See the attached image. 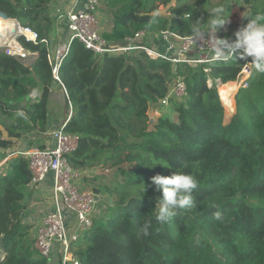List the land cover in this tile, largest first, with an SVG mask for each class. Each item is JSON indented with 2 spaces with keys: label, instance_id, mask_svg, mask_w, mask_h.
I'll use <instances>...</instances> for the list:
<instances>
[{
  "label": "trees",
  "instance_id": "trees-1",
  "mask_svg": "<svg viewBox=\"0 0 264 264\" xmlns=\"http://www.w3.org/2000/svg\"><path fill=\"white\" fill-rule=\"evenodd\" d=\"M260 3L253 1L249 17L264 15ZM55 4L0 0V16L18 20L38 35L36 43L21 38L25 48L38 54L31 67L0 50V158L6 159L23 138L30 150L47 148L51 90L54 85L65 88L73 105L66 131L80 137L71 165L85 171L102 163L115 178L106 186L112 206L74 247L78 263L264 264V73L252 64L248 87L236 95L229 124L218 82H236L251 58L233 56L194 67L151 59L144 51L95 56L75 41L60 67V84L47 47L65 36L53 14ZM102 4L113 14L112 31L103 33L110 45L124 46L144 31L138 43L164 52L155 36L166 35L170 41L193 36L191 24L207 21L204 10L211 0H100V11ZM161 6L168 16L158 14ZM218 35L230 38L222 28ZM193 57L195 53L189 55ZM180 80L187 95L181 101L170 99L174 110L167 114L162 102ZM33 91L37 100L29 98ZM16 151L7 172L0 174V240L6 253L0 264H49L33 248L32 227L23 222L27 204L40 190L30 186L29 160ZM156 159L172 169L152 167ZM175 170L193 174L199 188L193 194L195 205L178 210L162 226L154 218L160 193L150 178ZM141 182L147 187L143 198L136 187ZM146 220L152 221L147 237L141 230Z\"/></svg>",
  "mask_w": 264,
  "mask_h": 264
},
{
  "label": "built area",
  "instance_id": "built-area-1",
  "mask_svg": "<svg viewBox=\"0 0 264 264\" xmlns=\"http://www.w3.org/2000/svg\"><path fill=\"white\" fill-rule=\"evenodd\" d=\"M55 7L53 14L58 17L60 31L65 36L63 40L57 43H47V47L53 77L60 84V67L75 41L82 43L95 56L131 55L138 51H144L151 59L162 58L174 64L188 63L194 67L225 60L217 57L214 53L216 39H220L218 32L215 34L207 32L198 38L194 36L175 37L174 41H170L166 35H163L165 40L164 52L138 43L139 39L146 34L144 31L137 33L134 38L127 39V44L124 46L110 45L103 37L104 31L98 17L100 0H56ZM14 21L17 28L22 29L23 32L15 31L14 41L17 43L16 45L12 46L7 43L0 47V50L21 62L30 61L34 55L25 48L21 38H27L28 42L36 43L38 35L30 29L23 28L18 20ZM27 33L31 34L32 38L27 37ZM191 53H195V57L189 58ZM251 67L252 64L248 63L240 73V75L242 73L248 74V79L241 84L240 88H247L251 76ZM63 90L66 93V89ZM186 95V85L180 80L162 103L168 105L170 99L181 101ZM34 96L35 94H31L30 98L37 100L38 94L37 99H34ZM71 114L70 112L65 123L47 132V148L43 150L27 148L20 152L29 160V169L32 174L30 186L40 190L42 195H49L52 206V210L43 217L36 228L37 250L50 264H79L74 257L73 248L83 234L93 228L101 209L99 204L104 201V197L96 191L80 189L79 184L82 175L88 171H76L69 161L80 144L78 135L66 131ZM20 153L16 151L15 154ZM50 175L53 176V180L50 189L47 190L43 185ZM5 257V251L0 240V262Z\"/></svg>",
  "mask_w": 264,
  "mask_h": 264
},
{
  "label": "clouds",
  "instance_id": "clouds-1",
  "mask_svg": "<svg viewBox=\"0 0 264 264\" xmlns=\"http://www.w3.org/2000/svg\"><path fill=\"white\" fill-rule=\"evenodd\" d=\"M204 12L208 14L206 22L198 19L191 24L194 37L204 36L207 32L215 34L229 23V15L223 3L206 7ZM245 19L247 20L246 25L235 31L234 39H216L214 53L217 57L224 59L235 56L247 61L251 58L249 63L253 64L258 72L264 73V15ZM157 165L172 169L170 164L159 159L154 160L152 167ZM150 184L160 193L155 200L154 218L162 226L169 224L177 215L178 210L192 208L195 205L193 194L199 188V182L193 174L183 170H175L168 176L157 174L150 178ZM136 187L143 198L147 187L143 182ZM214 217L217 220L221 219V213L215 212ZM151 227V220H146L142 224L141 230L144 236L147 237L150 234Z\"/></svg>",
  "mask_w": 264,
  "mask_h": 264
},
{
  "label": "rangeland",
  "instance_id": "rangeland-1",
  "mask_svg": "<svg viewBox=\"0 0 264 264\" xmlns=\"http://www.w3.org/2000/svg\"><path fill=\"white\" fill-rule=\"evenodd\" d=\"M236 1L237 0H211V6H215L216 4H219V3H223L226 6L227 15H229V23L226 24L222 29L224 30L225 33H228L229 37L232 35V33H233V31L235 29H238V28L246 25L247 20L245 18L249 17V15L253 12L252 6H253V1L254 0H251L250 4H248V2H247V4L246 3L245 4L241 3V1H243V0H239L238 2H236ZM231 6H232V8H231ZM263 6H264V1L261 0V3L259 4L258 9H262ZM158 14H161V15H164V16L165 15L168 16L169 15L168 9L163 7V6H161L159 8V10H158ZM112 15L113 14L111 12H110V14L107 12V10L104 8L103 4H102L101 11H100V9H98V17L100 19L101 26H102L103 31L105 33L112 31V26H113V19H112L113 16ZM11 20H14V19H11ZM15 24H16V22H15ZM229 24H233L234 28L230 29L229 28ZM25 39L28 42L27 38H25ZM13 40H14V37H13ZM31 54H33L34 56L31 57L30 61L26 60V61L23 62V64L25 66H27V67H31L32 63L36 60V58L38 56V54H36V53H31ZM247 79H248V74L244 73V74H241L240 75V79L236 81L237 83L240 82V86L238 87V89L235 92V94H233V96H232L233 113H232L231 116L228 115L227 110L225 109V106H224V102L222 101V98H221L220 85L222 83L220 81L218 82L219 98L221 99V102H222V104L224 106V109H225V124H229L230 123L233 115L236 112V95L238 94V92L240 90L241 84L244 81H246ZM229 83H231V82H229ZM36 93L37 92L33 91V92L30 93V95L31 94L32 95L35 94V96L33 98L37 99V94ZM65 97H67V100L69 102L70 112L73 114V105L69 101V96H68V92L67 91L65 93ZM49 102H51V108H53L54 111L56 112V118H58L59 120H63V121L67 120L69 109L66 106L67 103H66V100L64 98V95H63L62 91L60 93H57V94L53 93L51 98L49 99ZM52 102H54V103L52 104ZM71 106H72V108H71ZM173 110H174V105L169 102V104L165 106V113L173 114ZM151 112H152V110L150 111V113ZM72 114H71V116H72ZM152 114L153 115H157L158 113L157 112H153V113H151V115ZM3 136L4 137L6 136L5 131H4ZM27 137H29V135ZM28 145H29V141L27 139L23 138L22 140L17 142V144L12 148L11 152H13L15 150H17L18 153L23 152V151H25V148ZM11 152L9 151L8 157L6 159L2 158V160H1V158H0V174L7 172L6 168L8 166V164H7L8 160L12 156ZM2 154H3V152H2ZM73 168H74V166H73ZM87 171H88V173H85L84 175H82L79 187H80V189H85V190H93L94 191V189H95V190L98 191L99 194L102 193V195L104 197V201L99 204L101 209L99 210L98 217H100V216L104 215L105 213H107V211H108L107 207H109L111 205V198L109 197V195L106 192V186L107 187L108 186H112L115 183V178L112 175V173L114 171L111 170V169H108L106 167V165H104L102 163L98 164L96 167H94L92 169H88ZM42 196H43L44 200H46V201L48 200L49 201V195L43 194ZM41 202H43V201H37V200L34 199L32 202L27 204L26 209H25L26 216L23 219V222L26 225H30L32 227V230H31V233H30V238L33 241V248L36 249V250H37V247H36V242H37L36 241V235H37L36 228L39 226V224H40L39 222L42 221L41 219H42L43 215H42L41 212L38 211L41 207L38 208L39 206L35 205V203L42 204ZM87 233H88V231L86 233H84L83 235L85 236ZM74 250H75V248H73V252H74ZM5 255H6V253H5ZM74 257H75V255H74Z\"/></svg>",
  "mask_w": 264,
  "mask_h": 264
},
{
  "label": "bare ground",
  "instance_id": "bare-ground-1",
  "mask_svg": "<svg viewBox=\"0 0 264 264\" xmlns=\"http://www.w3.org/2000/svg\"><path fill=\"white\" fill-rule=\"evenodd\" d=\"M11 19H5L0 17V47H3L4 44H11L12 46L17 44L14 42L13 37L15 31H19L20 33L23 32L22 29L17 28V24L15 21ZM27 37L32 38V35L27 33ZM244 74V73H242ZM240 86V82H231L220 85L221 90V98L224 102L225 109L227 110L228 115H232L233 113V100L232 96L237 91L238 87Z\"/></svg>",
  "mask_w": 264,
  "mask_h": 264
},
{
  "label": "crops",
  "instance_id": "crops-1",
  "mask_svg": "<svg viewBox=\"0 0 264 264\" xmlns=\"http://www.w3.org/2000/svg\"><path fill=\"white\" fill-rule=\"evenodd\" d=\"M155 38H160L161 39V43L159 44L160 45V47L162 48V49H165V40H164V38H163V36H155ZM60 40H62V39H60ZM155 40V39H154ZM157 41V40H156ZM229 83V82H228ZM222 85V84H221ZM62 91V93H63V95H64V91H63V89H61L60 87H59V85H54L53 86V89L51 90V96H52V94L53 93H60ZM65 97V96H64ZM51 98V97H50ZM54 102H52V104H53ZM49 115H50V119H49V122H50V124H49V130H51V129H53V128H57V127H59V126H61L63 123H65L67 120H65V121H63V120H59L58 118H56V112L54 111V109L53 108H51V102H49ZM69 115H70V110L68 111V118H69ZM67 118V119H68ZM25 149H27V147L25 148ZM52 180H53V176L52 175H50L49 177H48V179L46 180V182L44 183V188L45 189H47V190H49L50 189V187H51V185H52ZM34 199L35 200H37V201H43V202H41L42 204H37V203H35V205H37V206H39L38 208H40L38 211L39 212H41L42 213V215H43V217L44 216H46L51 210H52V206H51V203H50V201H46V200H44V198H43V196H42V194H41V192L40 191H37L36 193H35V196H34ZM39 203V202H38ZM36 211V210H35ZM37 212V211H36ZM43 217H42V219H43ZM41 219V220H42ZM40 220V221H41ZM40 223V222H39Z\"/></svg>",
  "mask_w": 264,
  "mask_h": 264
},
{
  "label": "water",
  "instance_id": "water-1",
  "mask_svg": "<svg viewBox=\"0 0 264 264\" xmlns=\"http://www.w3.org/2000/svg\"><path fill=\"white\" fill-rule=\"evenodd\" d=\"M153 123H154V120H153V119H151V121H150V129H151V127H152Z\"/></svg>",
  "mask_w": 264,
  "mask_h": 264
}]
</instances>
